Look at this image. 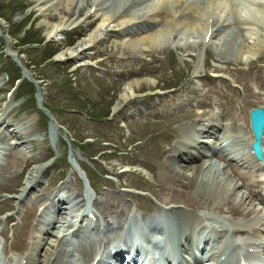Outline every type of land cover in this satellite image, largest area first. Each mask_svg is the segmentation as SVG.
Masks as SVG:
<instances>
[{"label": "rangeland", "instance_id": "374dc122", "mask_svg": "<svg viewBox=\"0 0 264 264\" xmlns=\"http://www.w3.org/2000/svg\"><path fill=\"white\" fill-rule=\"evenodd\" d=\"M116 3V1L113 3V7ZM36 5L33 0H0V16L4 19H0V49H3L0 53V87H7L8 91L0 95V99H3L0 106L4 107L10 103V108L4 116L13 126L22 125L26 119L27 124L22 126L25 127L23 131L26 132L27 139L22 152L25 160L34 159L25 168L23 162L20 164L18 162L11 165L8 171H0L1 183H7V180L19 176L22 183L18 192L8 190L0 193V211L8 209L6 208L8 202L13 208L11 213L0 214V238L7 241L6 247L21 241L19 236L15 237V235L25 229L28 220L31 226L34 225V214L39 207L46 208L51 205L48 197L56 194V190L53 191L55 186L52 185L55 179L61 178L64 182L58 187V195L69 198L71 193L78 189L79 198L83 197L82 182L73 171L74 168L67 163V157H64L66 147L63 135L73 143H79L84 137L87 142L108 141L101 146H97V143L91 147L98 160L96 168L88 166L81 160L78 161L92 180L90 187L93 192L90 199L93 201L90 202V208L105 206L107 211L113 212L116 208L126 205L129 206V210L135 211L134 214L146 215L150 219L160 215L161 210H166V207L175 206L162 203L164 199H169V194L159 192L158 189L159 185L166 187L169 184L164 173L170 174L176 162L172 160L168 150L174 138H181L183 134L194 129L200 116L206 113L205 104L208 103L211 112L209 102H215L217 97L224 94L221 100L222 112L220 111L212 122V125H218L223 121L229 122L233 114L236 117L234 111L237 110L238 104L242 105L244 99H246L244 103L249 105L253 104L254 98L264 100L259 94L264 90V68L262 74H257L256 70L251 69V66L257 68L264 66V58L259 60L256 55L249 65L243 58L242 65L235 69L234 64L237 59L233 52L229 53L227 58L229 63L226 64L224 61L217 62V55H214L211 47L204 48V51L193 52L194 56H186L187 53L180 51L176 45L169 42H162L152 49H140L137 45H121L123 41L121 36L113 35L107 42L98 44L89 52L90 55L101 53L95 55L101 60V70L95 69L92 66L94 63L87 60L85 66H79L78 61L66 63L56 59L77 44V42L73 44L72 40H76L78 35L84 38L97 24H90L91 21L85 19L88 7L84 6L78 13L74 11L72 14V19H79L72 25V27L77 26L76 29L72 30L71 27L68 32L50 40L46 37L49 17L40 16ZM48 15L54 17L50 20H56L54 11ZM25 33L27 35L24 37ZM129 38L137 39V35L131 34ZM22 44H30L31 47ZM53 52H56L54 62L37 69L42 63L49 64L45 59ZM10 54L13 55V59L7 58ZM13 60L21 67V73L27 72L26 77L33 81L31 84L27 78L22 79L24 84L28 85V89L32 87L34 89L31 91L37 90V103L47 110L56 127L44 122L33 97L28 98L32 102L28 105L26 97L18 99V94L12 93L7 74L9 68L4 64ZM198 61L202 67L199 68V73L195 74ZM96 71H99L100 77ZM232 71L238 74V82L231 77ZM204 73V79L195 84L197 89L191 90V85L194 84L193 76ZM209 74H220L225 82L210 79L212 77ZM36 78L42 79L37 81ZM43 81L48 85L44 87ZM102 81L109 83V85L104 83L107 88H100ZM185 89L195 94L194 101L188 108H185L186 105L178 106L182 102L180 98L190 96L184 92ZM13 95L15 97L12 99ZM124 95L126 98L130 97V101L125 106L121 104ZM111 100L114 103L111 107V117L108 115L110 119L108 123L100 124L101 121L94 123L86 120L85 114L90 113L97 119L105 118L103 112L108 109ZM197 103H200L199 109L194 106ZM114 106H118V109L113 111ZM250 108L249 106L247 111ZM189 109L192 111L187 115ZM2 130L0 129V132L4 133ZM10 141L7 137L1 145L9 144ZM232 150L228 147L226 151L220 153L222 160L215 158L213 160L220 169L226 167L223 169L226 171L225 177L234 182L237 178L230 168H235L243 176L249 175V172L246 171L248 169L244 171L240 168L241 162L228 160L229 156L225 157L227 153L233 152ZM14 152L18 151L14 150ZM81 154L78 150H74L73 159L77 160L82 156ZM160 161L167 163V166L161 168L158 164ZM8 162L12 164L15 159ZM48 164L50 166L46 167ZM43 167L47 170L43 175L42 184L36 185L29 196H26V200L19 203L29 173ZM104 174L107 176H103ZM204 175L206 177H203ZM203 176L198 182L194 181V191L203 198H209L212 204L209 207L204 205L200 215L204 219L214 220L219 215L214 213L216 201L213 191L222 183L221 174L219 171L204 172ZM237 191H240L238 196L245 192L242 183ZM35 204L38 205L37 209ZM29 213H31L30 219ZM258 217L263 218L264 215L259 214ZM7 218L11 219L6 221ZM30 234L33 235V232ZM11 256L15 255L7 254L8 258Z\"/></svg>", "mask_w": 264, "mask_h": 264}, {"label": "bare ground", "instance_id": "6f19581e", "mask_svg": "<svg viewBox=\"0 0 264 264\" xmlns=\"http://www.w3.org/2000/svg\"><path fill=\"white\" fill-rule=\"evenodd\" d=\"M116 1V6L113 7V3ZM36 3L38 10L40 11V16L49 17L47 24V34L46 37L50 40H54L57 36L64 34L74 23L71 19V15L74 11H78L87 6V13L94 9L93 16L98 21L97 27L87 35L86 38L81 39L77 44L70 48L68 52H63L57 59L63 60L66 63L77 62L79 66H84L86 64L85 60L89 57L88 51L104 40L106 37H110L113 34L122 35L123 42L121 45L128 46H138L140 49H152L156 48L161 43L169 42L172 45H176L180 51L187 53V55H192L191 53L197 52L199 50H204L205 39L209 34L208 47H211L217 55L218 59L224 61L229 57V53H234L237 59V67L241 65L242 59L244 58L246 62L253 60V57L259 52L264 50V0H33ZM51 11H54L56 15V20H50L54 17L48 15ZM130 14V15H128ZM249 18V19H246ZM151 28V30H150ZM237 30V32H235ZM137 35V39L132 40L129 36ZM129 35V36H126ZM228 46V47H227ZM134 48V47H133ZM138 49V48H137ZM139 50V49H138ZM80 61V62H79ZM263 71L260 68L256 69V73ZM232 75L237 79L238 74L235 72ZM129 98L122 96L121 104H126ZM255 105H264V102L260 99H256ZM7 106V105H6ZM5 107H0V127H4L5 119L2 118ZM118 109V106L114 107V110ZM243 113V111H242ZM239 118V117H238ZM26 120V119H25ZM24 120V122H25ZM239 121V120H238ZM245 125V116L242 119ZM201 127L200 134H205L207 136H212L214 142H209L208 144L201 140L203 143L194 144L191 142L190 147L192 151H184L179 148L173 150V153L177 154L176 159L181 162L174 168V173L169 175L164 173V176L168 179V186L163 187L158 186L159 192H168L169 200L168 202L173 205H182V207L172 208V210L167 211L165 216L167 220L175 224L176 233H172L169 237L172 241L176 242L173 252L176 250L188 251L190 246H186L183 241L177 242V236L181 233L184 234L189 229H194L195 223L199 220V215H195L197 210L202 209L204 205H210V199H206L198 195L193 190V181L198 182L202 179L204 172H214L219 171L221 174L222 183L217 185L214 189V196L217 202L216 213L225 216L226 214L235 213L234 209H244V212L239 214V217L248 215L245 208V203L247 201L248 205H252L250 202H254L255 199L252 197V193L257 189L253 186L252 180L245 178L239 174L236 170L233 171V175L238 177L242 183L246 182L245 189L249 192L248 196L246 194H240L236 190V183L232 179H227L223 169L219 168V165L210 161L205 152L207 150L213 149V156L220 158L219 151L217 149V144L223 139L216 134L219 129L225 127L214 126L206 127L203 125V121L198 124ZM232 125V123H231ZM12 127L11 125H5L8 129ZM20 125L14 131L8 132L11 134V139L14 141V145H7L6 147H0V161L2 158L9 160V157L15 159L14 164H20V162L28 165L32 159L25 160L23 149L27 139V135L20 131ZM234 131L243 130L245 133L244 126L236 127L233 126ZM18 130V131H17ZM227 136L224 138L231 137V130L227 131ZM196 135H199L196 133ZM206 138V137H205ZM249 136L246 139L249 140ZM208 141V140H207ZM193 144V145H192ZM1 145V138H0ZM10 147V148H9ZM22 148V150H20ZM262 148L264 149V137ZM247 150V148H244ZM14 150L18 151L17 153ZM3 152V153H2ZM249 154V150H248ZM159 163L161 168L165 167L164 163ZM254 170L259 171L257 164L254 162L250 163ZM12 164L8 163L6 166L0 164L1 171H8ZM215 167V170H214ZM44 169H36L31 171L29 174L30 182L27 184L26 188H23L24 196L28 195L29 190H33L35 187L33 185L34 181L41 184L43 175L45 172L41 173ZM264 170V169H263ZM41 174V177L39 176ZM203 177H206L205 175ZM29 178V177H28ZM27 178V179H28ZM203 182V180H202ZM258 183V182H257ZM22 186L19 179L7 180V183L0 182V192L11 190L15 191ZM233 188V189H232ZM232 189V191L230 190ZM262 194V192H260ZM260 196V194L258 195ZM21 196L20 198H22ZM22 201V200H20ZM58 200L57 202H59ZM85 202V199L81 201ZM10 207V204H9ZM61 215L59 218H54L50 223L47 224V228L43 229V237L38 239L36 247L41 249L46 245L48 248L44 250L43 253L32 254L28 258V264H48L50 261L53 264H60L61 262V252L51 255L49 249L56 242H62L67 244V248L62 252L69 255V264L74 263L78 259L84 263L87 259H91L96 256L98 249L91 243L71 242L70 238L74 237V234H79L80 230H73L72 227L64 229V225L67 223L65 217L66 213L58 212ZM102 214H106L105 208H102ZM174 214L177 217L174 218ZM119 218L124 216L123 210L119 211ZM179 218V219H178ZM163 219V218H162ZM161 219V220H162ZM256 224L257 226H264V219L258 223L248 222ZM251 224V225H252ZM251 225H236L232 226L237 231L241 230H251L253 234L248 237L244 236L245 241H252L259 239L262 232L254 230ZM145 228H159L158 224H152L148 221L144 224ZM206 226H212L207 224ZM205 226V228H206ZM109 227L106 224L105 229ZM57 230L56 232H54ZM73 231V232H72ZM206 231V230H205ZM203 231V233L205 232ZM73 233L69 238V234ZM243 235H246L243 234ZM47 236V237H46ZM191 236V234H190ZM53 238V239H52ZM190 240L189 236L184 240L187 242ZM23 246L27 244L22 242ZM117 249L116 254L110 259L118 262L121 257V251L118 247H113ZM35 253V249H33ZM37 257V261L35 259ZM77 258V259H76ZM80 260H78L79 262ZM88 262V263H90ZM195 264H199L194 261ZM79 264H81L79 262ZM121 264V263H120ZM182 264V263H180Z\"/></svg>", "mask_w": 264, "mask_h": 264}, {"label": "water", "instance_id": "95a60500", "mask_svg": "<svg viewBox=\"0 0 264 264\" xmlns=\"http://www.w3.org/2000/svg\"><path fill=\"white\" fill-rule=\"evenodd\" d=\"M250 120L252 123V130L255 137L258 138L261 134V129L264 123V114L261 110H255L250 113Z\"/></svg>", "mask_w": 264, "mask_h": 264}]
</instances>
